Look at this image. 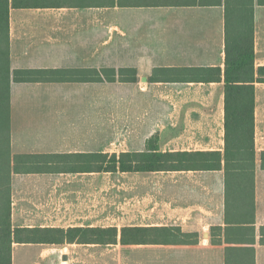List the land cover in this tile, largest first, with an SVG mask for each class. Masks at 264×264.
Masks as SVG:
<instances>
[{"label": "crops", "instance_id": "1", "mask_svg": "<svg viewBox=\"0 0 264 264\" xmlns=\"http://www.w3.org/2000/svg\"><path fill=\"white\" fill-rule=\"evenodd\" d=\"M226 1L236 4L11 8L13 153L139 152L153 135L163 152H224ZM254 16L257 69V0ZM204 68H220L222 79L203 81ZM255 91L254 223L227 221L224 169L14 173V227L176 225L197 236L192 244L15 243L13 264H264V82ZM228 211L233 219L239 209Z\"/></svg>", "mask_w": 264, "mask_h": 264}, {"label": "trees", "instance_id": "2", "mask_svg": "<svg viewBox=\"0 0 264 264\" xmlns=\"http://www.w3.org/2000/svg\"><path fill=\"white\" fill-rule=\"evenodd\" d=\"M87 2L86 3H81ZM226 1L225 150L159 149V136L143 151L63 154H14L11 144V81L9 21L11 8H46L114 4L115 0H0V264H13L15 243L46 244H192L196 233L172 226L21 228L12 224L14 173L157 172L225 170L227 221L255 222V83L264 82V66H255V0ZM264 5V0H257ZM203 81H220V68H204ZM264 169V151L261 155ZM239 212L230 218L229 208ZM264 242V227L261 228Z\"/></svg>", "mask_w": 264, "mask_h": 264}, {"label": "rangeland", "instance_id": "3", "mask_svg": "<svg viewBox=\"0 0 264 264\" xmlns=\"http://www.w3.org/2000/svg\"><path fill=\"white\" fill-rule=\"evenodd\" d=\"M145 174H147V173H145ZM148 174H152V173H148ZM16 253H19V251L17 250Z\"/></svg>", "mask_w": 264, "mask_h": 264}]
</instances>
